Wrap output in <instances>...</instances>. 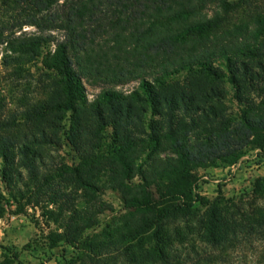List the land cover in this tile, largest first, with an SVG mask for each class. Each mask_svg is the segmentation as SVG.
<instances>
[{
    "label": "trees",
    "instance_id": "obj_1",
    "mask_svg": "<svg viewBox=\"0 0 264 264\" xmlns=\"http://www.w3.org/2000/svg\"><path fill=\"white\" fill-rule=\"evenodd\" d=\"M214 5L232 7L229 0L7 3L8 12L0 15V46L16 54V63L35 60L45 44L56 42L43 34H63L49 61L54 80L47 100L26 116L31 130L18 139L12 135L16 121L0 123V180L13 200V185H33L39 204L57 207L49 212L61 231L52 249L58 242L67 245L80 264H213L203 256L206 250L264 241V178L253 191L262 202L261 216L232 230L218 204L196 193L197 170L219 161L235 164L249 147L264 154V20L253 30L220 31V15L205 14ZM31 27L41 34L18 41L16 34ZM150 75L152 81L146 80ZM196 77L202 81L198 95L188 91ZM85 79L114 86L141 79L142 95L106 91L93 104L99 125L119 131L109 152L81 153L73 166L49 162L39 150L55 143L47 132L76 113ZM132 101L164 116L166 133L129 138L126 132L138 118L131 117ZM224 104L234 111L223 110ZM181 114L190 123H180ZM105 191L120 195L126 213L112 231L89 241L100 217L113 212L102 199ZM4 201L0 190V220ZM181 244H188L185 260L176 248Z\"/></svg>",
    "mask_w": 264,
    "mask_h": 264
},
{
    "label": "rangeland",
    "instance_id": "obj_2",
    "mask_svg": "<svg viewBox=\"0 0 264 264\" xmlns=\"http://www.w3.org/2000/svg\"><path fill=\"white\" fill-rule=\"evenodd\" d=\"M13 1L15 0H0V15H6L7 3ZM229 3L232 7L227 11L215 5L205 11L209 18L215 14L220 15L223 19L220 31L240 26L253 30L256 29L258 21L264 20V0H229ZM40 34L36 28H24L16 34V38L22 41ZM43 35H52L56 42L63 39L61 32ZM55 43L45 44L35 60L18 63L13 60L16 54L7 45L0 46V123L6 120L16 121L17 129L12 135L18 139L31 130L27 124V114L47 100L49 87L54 80L48 68L50 58L56 51ZM152 79L151 75L146 76V80ZM140 83L141 79H137L127 85L114 86L105 85L96 79L83 80L84 94L80 97L76 113L67 118L60 129L47 132L54 137L55 143L39 151L48 156L47 161L68 166L78 165L81 153L100 156L109 152L114 146L117 137L114 133L117 130L99 125L92 106L106 91L121 93L125 97L136 93L142 95ZM201 84L202 81L196 77L188 91L195 95L200 94ZM199 106L204 108L203 105ZM132 107L131 117L137 115L138 118L134 119L135 123L126 132L129 138L140 141L147 140L152 131L161 135L166 133L164 116H155L144 103L132 101ZM227 109L229 112L234 111L235 106L224 104L223 110ZM194 119L201 128L203 117L198 114ZM189 120L181 114L180 123L187 124L190 123ZM180 123L179 131H185L186 127L182 128ZM3 134L0 131V135ZM69 137L74 144H70ZM160 155L164 157V154ZM263 178L264 154L255 147H249L235 164L219 161L197 170L196 193L207 203L218 204L226 227L232 230L235 226L251 223L261 216L259 209L262 202L254 196L253 191L256 181ZM134 182L139 183L140 178H136ZM25 183L30 184V181L26 180ZM32 189L33 185L28 188L21 184L13 185L12 193L16 198L13 200L8 186L0 180L6 211L0 220V264H80L78 255L67 245L58 242L56 248L52 249L53 241L61 231L49 212L56 211L57 207L44 201L39 204L40 200L33 195L36 193ZM102 199L113 208V212L108 211L100 217L99 226L86 236L89 241L104 231H112L126 213L118 193L105 191ZM176 248L183 252L188 244L176 245ZM182 255L185 260L186 251ZM203 256L214 259L213 264H264V241L254 238L248 244L216 251L206 250ZM102 264L111 263L105 261Z\"/></svg>",
    "mask_w": 264,
    "mask_h": 264
}]
</instances>
